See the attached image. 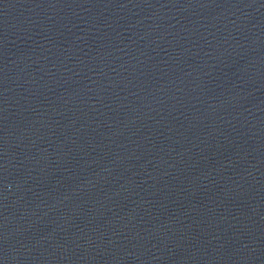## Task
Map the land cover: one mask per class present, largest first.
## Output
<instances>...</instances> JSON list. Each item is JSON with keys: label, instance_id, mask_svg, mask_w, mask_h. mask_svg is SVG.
<instances>
[{"label": "water", "instance_id": "water-1", "mask_svg": "<svg viewBox=\"0 0 264 264\" xmlns=\"http://www.w3.org/2000/svg\"><path fill=\"white\" fill-rule=\"evenodd\" d=\"M0 264H264V0H0Z\"/></svg>", "mask_w": 264, "mask_h": 264}]
</instances>
